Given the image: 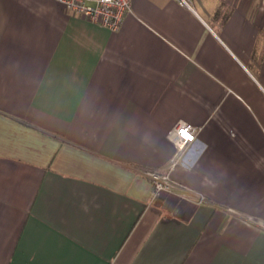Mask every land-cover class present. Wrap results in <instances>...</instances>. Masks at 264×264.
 Instances as JSON below:
<instances>
[{
  "label": "crops",
  "instance_id": "1",
  "mask_svg": "<svg viewBox=\"0 0 264 264\" xmlns=\"http://www.w3.org/2000/svg\"><path fill=\"white\" fill-rule=\"evenodd\" d=\"M188 1L0 0V264H264V0Z\"/></svg>",
  "mask_w": 264,
  "mask_h": 264
},
{
  "label": "built area",
  "instance_id": "2",
  "mask_svg": "<svg viewBox=\"0 0 264 264\" xmlns=\"http://www.w3.org/2000/svg\"><path fill=\"white\" fill-rule=\"evenodd\" d=\"M189 6L188 0H176ZM68 12L89 21L98 23L110 30H118L124 15L131 11L132 0H57ZM168 139L174 146V153L162 173L147 170L145 173L153 184L154 195L162 190H169L172 186L169 172L178 164V158L186 146L194 140L195 126L187 121L177 122L168 132ZM109 264H117L110 262Z\"/></svg>",
  "mask_w": 264,
  "mask_h": 264
}]
</instances>
